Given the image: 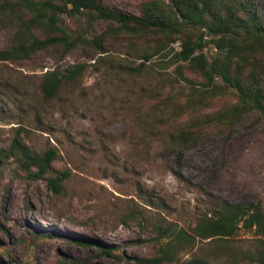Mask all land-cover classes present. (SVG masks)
<instances>
[{
  "label": "rangeland",
  "instance_id": "rangeland-1",
  "mask_svg": "<svg viewBox=\"0 0 264 264\" xmlns=\"http://www.w3.org/2000/svg\"><path fill=\"white\" fill-rule=\"evenodd\" d=\"M104 1L139 14L144 0ZM256 1L264 15V0ZM28 18L20 0H0V50L14 45ZM60 22L73 37L88 40L107 25L105 20L88 24L83 14L62 13ZM33 32L42 35L39 29ZM204 39L209 59L221 52L208 36ZM134 43L131 49L122 37H112L103 42L106 53L79 43L62 62L55 47L0 61V149L7 151L18 135L37 152H55L47 177L65 175L63 189L55 193L45 179L33 176L34 167L26 170L15 157L0 159V264H152L144 259L161 253L154 225L190 231L197 216L210 210L211 196L260 200L264 211V120L256 122L248 114L229 129H209L206 138L188 148L169 145V131L187 124L189 117L159 126L155 100L142 94L163 80H171L173 93L187 94L188 84L177 82V66L184 62H174L170 54L169 65L161 69L155 56L145 64L158 72L130 78L119 61L140 64L143 51L154 48L151 40ZM171 46L180 49L178 42ZM74 63L87 65L82 76L45 100L40 89L44 72ZM183 71L195 85L202 81ZM235 102L233 94L224 95L204 111ZM254 244L250 232L183 242L173 261L161 264H189L195 257L212 264H253L241 256Z\"/></svg>",
  "mask_w": 264,
  "mask_h": 264
},
{
  "label": "trees",
  "instance_id": "trees-1",
  "mask_svg": "<svg viewBox=\"0 0 264 264\" xmlns=\"http://www.w3.org/2000/svg\"><path fill=\"white\" fill-rule=\"evenodd\" d=\"M20 5L29 13L26 31L17 36L10 48L0 50V61H17L55 47L62 62L79 43H87L106 53L108 50L103 47V42L122 37L131 49L136 40L154 42L150 53L143 51L140 64H133L130 58L119 61L121 72L130 78L158 72L157 67L145 64L155 56L159 58L161 69L169 65L166 58L170 54L175 57L174 62H184L177 66V82L188 84L187 94L183 90L173 93L171 80L157 82L142 94L155 100L157 111L153 112L159 126L173 118L189 117L187 124L169 131V145L188 148L206 138L209 129H229L248 114H254L256 122L264 120V15L256 0H144L138 5L139 14L126 12L104 0H20ZM62 13L69 16L83 14L88 24L93 20H105L107 25L89 40L83 36L73 37L60 22ZM34 29H39L42 35H36ZM204 35L221 51L211 59L204 52L208 41ZM176 42L180 49L171 50V45ZM131 49H127V55L131 54ZM107 60L113 61L110 56ZM86 68L85 63L58 64L44 72L40 82L44 99H52L64 85L80 78ZM183 70L200 75L202 81L195 85L197 83L185 76ZM228 94L236 97L233 105L204 111L214 100ZM7 157L17 158L26 170L34 167L33 176L45 179L47 187L55 193L63 189L65 175L46 176L52 168L54 151L37 152L17 135L7 151L0 149V159ZM211 200L210 210L197 216L190 231L174 224L166 227L155 224L161 253L144 261H152V264L171 262L176 247L183 242L223 240L240 232H250L254 247L244 251L241 257L248 263L264 264L261 201L229 202L217 196H211ZM102 252L117 255L111 250ZM5 253L9 255L7 251ZM188 263L212 264L201 257L192 258Z\"/></svg>",
  "mask_w": 264,
  "mask_h": 264
}]
</instances>
